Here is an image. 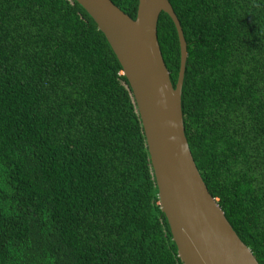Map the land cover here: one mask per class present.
Wrapping results in <instances>:
<instances>
[{
    "label": "trees",
    "instance_id": "trees-1",
    "mask_svg": "<svg viewBox=\"0 0 264 264\" xmlns=\"http://www.w3.org/2000/svg\"><path fill=\"white\" fill-rule=\"evenodd\" d=\"M169 1L190 149L264 264V0ZM158 39L176 86L165 12ZM123 71L76 0H0V264H184Z\"/></svg>",
    "mask_w": 264,
    "mask_h": 264
},
{
    "label": "water",
    "instance_id": "water-1",
    "mask_svg": "<svg viewBox=\"0 0 264 264\" xmlns=\"http://www.w3.org/2000/svg\"><path fill=\"white\" fill-rule=\"evenodd\" d=\"M98 25L132 88L142 120L160 205L184 264H260L211 194L193 157L182 108L188 46L169 0H139L133 19L112 0H76ZM162 12L180 41L178 82L172 83L158 39Z\"/></svg>",
    "mask_w": 264,
    "mask_h": 264
},
{
    "label": "clouds",
    "instance_id": "clouds-1",
    "mask_svg": "<svg viewBox=\"0 0 264 264\" xmlns=\"http://www.w3.org/2000/svg\"><path fill=\"white\" fill-rule=\"evenodd\" d=\"M259 35H264V33H258Z\"/></svg>",
    "mask_w": 264,
    "mask_h": 264
}]
</instances>
